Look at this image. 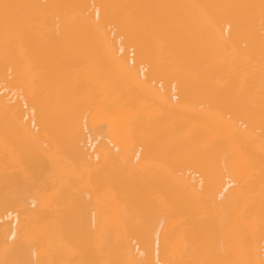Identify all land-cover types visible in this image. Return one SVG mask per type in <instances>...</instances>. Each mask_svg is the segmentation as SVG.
I'll list each match as a JSON object with an SVG mask.
<instances>
[{"label":"bare ground","instance_id":"6f19581e","mask_svg":"<svg viewBox=\"0 0 264 264\" xmlns=\"http://www.w3.org/2000/svg\"><path fill=\"white\" fill-rule=\"evenodd\" d=\"M0 264H264V0H0Z\"/></svg>","mask_w":264,"mask_h":264}]
</instances>
